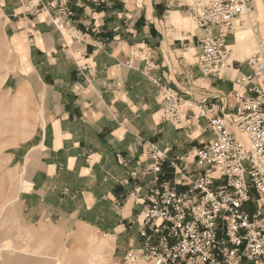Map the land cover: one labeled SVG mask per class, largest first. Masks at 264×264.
I'll return each mask as SVG.
<instances>
[{"label": "crops", "instance_id": "0c3cea01", "mask_svg": "<svg viewBox=\"0 0 264 264\" xmlns=\"http://www.w3.org/2000/svg\"><path fill=\"white\" fill-rule=\"evenodd\" d=\"M194 1L74 0L68 34L50 24L56 3L0 0L1 31L26 96L23 110L30 104L38 115L43 111L12 153L23 225L91 231L112 245L114 263L140 245L141 214L155 185L146 148L166 156L161 180L181 182L195 172L196 150L213 139L194 109L182 126L159 121L155 79L192 100L244 91L234 69L217 78L200 73L203 32L186 10ZM252 8L262 21L255 22L258 35L242 26L228 39L234 68L247 59L243 54L264 56V1L253 0ZM141 48L151 51L148 73L140 58L127 65ZM239 72L250 74L245 64ZM15 103H24L22 95Z\"/></svg>", "mask_w": 264, "mask_h": 264}, {"label": "built area", "instance_id": "2783aa9c", "mask_svg": "<svg viewBox=\"0 0 264 264\" xmlns=\"http://www.w3.org/2000/svg\"><path fill=\"white\" fill-rule=\"evenodd\" d=\"M38 1L56 3L55 16L49 20L55 29L73 31L74 0ZM252 2L197 0L186 7L203 32L196 55L200 73L217 78L234 69L244 91L192 100L189 92L155 79L159 121L182 126L194 109L207 122L213 139L196 150L195 172L181 182L161 180L166 156L153 145L146 148L151 162L147 171L153 173L155 185L141 214L140 245L113 264H264V56L251 55L234 68L228 46V39L242 26L258 32L257 24L248 20ZM89 3L99 0H77L78 5ZM150 52L139 49L127 65L140 58L148 73ZM243 64L250 74L239 72Z\"/></svg>", "mask_w": 264, "mask_h": 264}, {"label": "rangeland", "instance_id": "374dc122", "mask_svg": "<svg viewBox=\"0 0 264 264\" xmlns=\"http://www.w3.org/2000/svg\"><path fill=\"white\" fill-rule=\"evenodd\" d=\"M248 20L262 23L256 10L250 13ZM251 55L243 54L242 60ZM17 72V60L13 58L0 26V264H95L97 255L92 250L108 242L105 238L87 230L77 234L70 230L29 228L20 219L16 198L21 177L12 153L27 140L22 136L27 137L28 132H33L43 111L40 107L38 115L37 108L29 103L23 110L26 96L18 89L20 79ZM19 95H22L24 103H15ZM99 252L102 264L114 263L110 252Z\"/></svg>", "mask_w": 264, "mask_h": 264}, {"label": "bare ground", "instance_id": "6f19581e", "mask_svg": "<svg viewBox=\"0 0 264 264\" xmlns=\"http://www.w3.org/2000/svg\"><path fill=\"white\" fill-rule=\"evenodd\" d=\"M250 29V28H249ZM6 243V242H5ZM100 248H98L100 251L101 250H105V251H108V252H110V254H111V247H112V245H110V243H103L102 245H100L99 246ZM98 249H96V250H92V253L94 254V255H97V259H95V264H102V255L100 254L101 252H99V250ZM98 250V251H97ZM99 252V253H98ZM102 252H104V251H102ZM104 255V254H103ZM107 255V254H106Z\"/></svg>", "mask_w": 264, "mask_h": 264}]
</instances>
